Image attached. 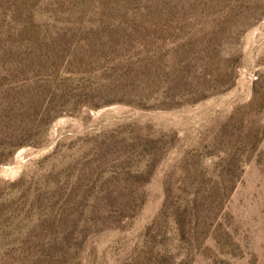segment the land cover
<instances>
[{
    "label": "rangeland",
    "instance_id": "obj_1",
    "mask_svg": "<svg viewBox=\"0 0 264 264\" xmlns=\"http://www.w3.org/2000/svg\"><path fill=\"white\" fill-rule=\"evenodd\" d=\"M0 264H264V0H0Z\"/></svg>",
    "mask_w": 264,
    "mask_h": 264
}]
</instances>
